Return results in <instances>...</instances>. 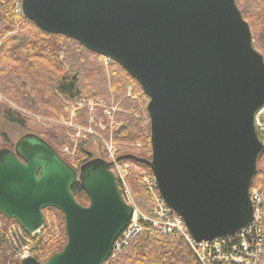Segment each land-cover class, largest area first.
<instances>
[{"label": "water", "instance_id": "obj_1", "mask_svg": "<svg viewBox=\"0 0 264 264\" xmlns=\"http://www.w3.org/2000/svg\"><path fill=\"white\" fill-rule=\"evenodd\" d=\"M22 16L118 65L147 98L145 166L165 205L195 242L224 238L252 220L249 190L264 154V59L236 0H21ZM111 163L69 166L40 136L0 149V214L27 234L46 209L66 243L44 263L105 264L133 218ZM79 184L88 205L71 188Z\"/></svg>", "mask_w": 264, "mask_h": 264}, {"label": "trees", "instance_id": "obj_2", "mask_svg": "<svg viewBox=\"0 0 264 264\" xmlns=\"http://www.w3.org/2000/svg\"><path fill=\"white\" fill-rule=\"evenodd\" d=\"M236 1L244 20L251 28L254 46L264 59V0ZM17 2L19 0H0V96L5 101L21 111L47 118L58 117L68 105L89 96L109 101L113 99L117 103L120 102L121 109L128 111L132 106L136 108L137 104L125 99L127 88L133 84L146 106L148 100L139 85L118 65L112 63L109 69L111 76L108 74L109 78H106L103 57L87 51L71 39L41 31L20 12L16 13L14 7ZM110 92L112 95L109 96ZM141 116L140 119L118 116V119L123 120L124 126L114 133L113 139L126 146L142 144L140 154L133 153L130 148L124 154L150 159V127L146 108ZM0 120L21 129L27 126L26 116L12 110L5 103L0 105ZM39 136L74 169L91 159L83 150V146H80L77 156L72 160L60 154V149L66 145L62 128L53 126ZM9 145L7 138L0 135V149H11ZM128 163L134 169L130 177L136 184L139 185L142 174L150 175L145 166L131 161ZM251 188H257L264 198V154L257 163V175ZM71 192L80 205H88L87 196L78 183L71 188ZM52 211L59 216L58 232L56 237H52L47 254L36 258L40 263L60 252L66 243L62 216L56 210ZM0 222L3 224V232L0 231V264H15L9 256L12 246L4 232L8 225L16 222L6 220L1 214ZM109 264L200 262L182 238L143 233Z\"/></svg>", "mask_w": 264, "mask_h": 264}, {"label": "built area", "instance_id": "obj_3", "mask_svg": "<svg viewBox=\"0 0 264 264\" xmlns=\"http://www.w3.org/2000/svg\"><path fill=\"white\" fill-rule=\"evenodd\" d=\"M108 60V59H107ZM111 154L108 163L110 171L115 176L122 198L127 205L133 207V218L130 224L122 231L112 246L108 264L127 248L139 235L143 233L182 238L190 247L200 264H264V203L256 189L249 190L252 205V220L245 228L233 235L210 241L195 242L183 220L170 210L161 198L153 176H145L142 186L149 198V204H140L138 207L123 189L124 179L129 169L127 162H118ZM46 212L54 213L52 210ZM45 212V213H46ZM44 213V224L35 233L27 234L17 224L8 225L6 236L12 250L9 256L15 264L27 258L42 257L47 254L52 237L57 235L58 228L54 220L48 219ZM55 218L54 215H51ZM0 231L3 224L0 222Z\"/></svg>", "mask_w": 264, "mask_h": 264}, {"label": "rangeland", "instance_id": "obj_4", "mask_svg": "<svg viewBox=\"0 0 264 264\" xmlns=\"http://www.w3.org/2000/svg\"><path fill=\"white\" fill-rule=\"evenodd\" d=\"M20 1L21 0L15 4L14 8L16 13H21ZM102 59L104 73L106 74V78H109L108 74L111 76L109 69L111 68L112 62L105 58ZM89 63L91 62L89 61ZM92 64L93 62L91 65ZM83 78H85V76H83ZM85 79L89 80L87 77ZM110 95H112L111 92L109 93V96ZM125 99H130L131 101L137 103V109L132 106L131 110L124 111L121 109L122 107H120V102L117 103L113 99L109 101L108 99H101L98 97L92 98L89 96L82 97L76 100L73 104L68 105L64 109L63 113L58 117L47 118L21 111L15 105L5 101L0 96V105L5 103V105H8L12 110L22 113L27 118V126L25 129H21L15 125L7 124L6 122L0 120V135H4L7 138L10 144L9 146H11V149H13L15 143L22 136L26 134H35L39 136L43 132L50 130L51 127L55 126L64 130V138L66 140V145L60 149V154L66 158H70L71 160L77 156L80 146H83V150L91 156V159L100 158L106 162L107 160H110L111 154L114 158H119L123 155H126L124 153L128 152L127 149L129 148L133 153L136 152L140 154V152H142V144L134 143L131 146H126L123 145V143L121 144L114 141L113 139L114 133L124 126L123 120L118 119V116H130L134 119H140V116L145 112V103H143L139 91L133 84H130L127 88ZM260 118L262 121H260ZM259 123L264 134V112L259 116ZM125 164H128L129 169L124 179L123 189L138 207L144 209L145 206H141L140 204L148 205L149 198L147 197L142 186V179L145 176H152L151 172L150 175L142 174L138 185L130 177V173L134 169L128 162ZM255 189L259 192L257 188ZM45 215H47L48 219L54 220L56 227L58 226L60 222L58 214L46 212ZM51 215H54L55 218H52Z\"/></svg>", "mask_w": 264, "mask_h": 264}, {"label": "flooded vegetation", "instance_id": "obj_5", "mask_svg": "<svg viewBox=\"0 0 264 264\" xmlns=\"http://www.w3.org/2000/svg\"><path fill=\"white\" fill-rule=\"evenodd\" d=\"M47 210H53V209H46L44 212H43V215H44V213L47 211ZM58 212V211H57ZM37 260V259H36ZM38 261V260H37ZM39 262V261H38Z\"/></svg>", "mask_w": 264, "mask_h": 264}]
</instances>
